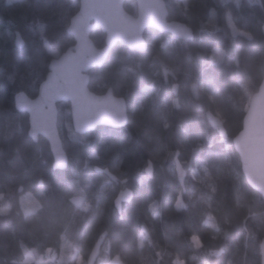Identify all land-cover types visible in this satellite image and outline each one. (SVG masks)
Instances as JSON below:
<instances>
[{
  "label": "trees",
  "instance_id": "trees-1",
  "mask_svg": "<svg viewBox=\"0 0 264 264\" xmlns=\"http://www.w3.org/2000/svg\"><path fill=\"white\" fill-rule=\"evenodd\" d=\"M165 2L170 20L195 31V50L188 55L187 42L153 30L145 32L144 53L116 46L91 71L90 89L124 97L128 124L80 136L70 105L59 104L70 159L61 171L52 167L48 142L28 137V115L15 110L14 98L22 91L36 97L50 61L75 44L67 28L79 0H0V210H8L0 213V264H24L27 251L44 264L48 248L60 252L59 264H88L97 246L94 264H261L264 198L248 185L233 139L264 75V0ZM125 8L136 15L134 0ZM230 21L247 35L234 33ZM91 38L105 46L100 29ZM216 48L233 69L211 66ZM149 161L153 178L145 174ZM126 190L131 196L118 204ZM24 194L37 202L34 211L27 212Z\"/></svg>",
  "mask_w": 264,
  "mask_h": 264
},
{
  "label": "water",
  "instance_id": "water-1",
  "mask_svg": "<svg viewBox=\"0 0 264 264\" xmlns=\"http://www.w3.org/2000/svg\"><path fill=\"white\" fill-rule=\"evenodd\" d=\"M134 1L136 15L126 10L127 0H79V10L67 28V34L73 37L75 44L50 61L49 73L36 97L32 98L23 91L15 95V110L28 115V137L34 143L40 138L48 142L54 170H65L70 163L58 126L59 104L70 105L72 129L80 136L99 126L115 129L127 126L129 110L126 99L115 95L112 88L103 94L90 89L91 71L103 68L116 46H124L132 52H146L150 46L146 30L169 34L184 42L195 39L192 27L169 19L165 0ZM97 29L106 36L105 46L101 48L91 38ZM15 43L18 48L24 46L20 33ZM233 146L240 157L248 185L264 198V75L257 92L250 98L242 130L234 137ZM174 161L177 179L185 192L187 170L179 159V152ZM145 174L154 177L151 161ZM259 248L261 264H264V238Z\"/></svg>",
  "mask_w": 264,
  "mask_h": 264
},
{
  "label": "rangeland",
  "instance_id": "rangeland-1",
  "mask_svg": "<svg viewBox=\"0 0 264 264\" xmlns=\"http://www.w3.org/2000/svg\"><path fill=\"white\" fill-rule=\"evenodd\" d=\"M15 1H21V0H7L8 3H12ZM230 25H231L232 29L234 30V33H236V34L240 33V34L247 35L246 33H242L240 31L236 30L231 21H230ZM23 36L26 40L31 41L33 43L35 42L32 38H30L25 33V31H23ZM187 43L189 46L187 49H184V52L189 55L190 53H192L195 50V43L193 41L187 42ZM225 58H226V54H225L224 50L221 48H216L214 51L213 57H212V63H211L212 65L211 66L213 68L218 69V70L219 69H221V70L233 69L234 65L227 64L225 62ZM185 65H187V62H185ZM189 71L192 75H195V76L197 75V67L196 66H194V65L189 66ZM211 118L213 119V117H211ZM214 122L216 125H218L220 127L221 130H223L222 124H221L218 117H214ZM122 170L125 171L126 174H129L131 172V167L129 164H126L122 167ZM131 194H132L131 190L123 191L122 193H120V196L117 199V203L120 204L123 200L129 199ZM22 201L24 202V205H25L27 212H29V211L32 212L38 207L37 202L33 199V197L30 194H24L22 197ZM177 206L178 207L181 206V201H178ZM7 211L8 210L6 208H4V209L0 210V213H6ZM208 225L211 227V226H213V223L209 222ZM141 238H144V235H141ZM192 240L195 243L196 247H200V241L197 237H193ZM98 249H99V247L97 246L96 249L94 250V253H93L92 257L90 258L88 264H94ZM63 253H64V249H63ZM74 253H72V255ZM114 262H116V261H113L111 264H113ZM24 264H42V263L35 261L33 255L31 253H28V251H27L26 252V261ZM71 264H81V261H80V259H76V260L72 261Z\"/></svg>",
  "mask_w": 264,
  "mask_h": 264
},
{
  "label": "built area",
  "instance_id": "built-area-1",
  "mask_svg": "<svg viewBox=\"0 0 264 264\" xmlns=\"http://www.w3.org/2000/svg\"><path fill=\"white\" fill-rule=\"evenodd\" d=\"M88 203L86 201L83 202L82 207L86 208ZM60 260V252L53 248H48L45 252V264H59Z\"/></svg>",
  "mask_w": 264,
  "mask_h": 264
}]
</instances>
